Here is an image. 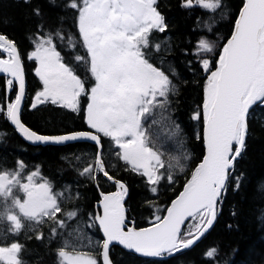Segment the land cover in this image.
<instances>
[{
  "label": "snow or ice",
  "instance_id": "6c2138e0",
  "mask_svg": "<svg viewBox=\"0 0 264 264\" xmlns=\"http://www.w3.org/2000/svg\"><path fill=\"white\" fill-rule=\"evenodd\" d=\"M222 6V0H181L180 3L184 9L199 7L212 13ZM65 7L75 11L74 25L79 34L78 39L68 35L67 45L70 50H75L77 44L84 49V54L75 55L74 60L85 66L86 78L77 74L73 64L64 62L53 45L54 38L65 40L63 33L60 30L54 36L42 33V25H37L36 33L29 37L34 50L27 53V59L36 62L35 75L42 82V90L36 91L29 108L33 110L50 101L60 108L79 112L81 97H85L86 131L47 136L22 123L26 94L22 55L16 42L0 33V53L7 56L0 58V73L12 77L6 81L9 94L0 101V116L29 141L92 142L95 151L79 174L94 181L98 189L101 178L116 188L115 192L101 191L99 203L103 214L90 217L92 224L88 225L98 224L103 233L100 259L65 240L57 249V264H100V260L102 264H112L109 250L113 243L145 257H161L191 248L217 217L235 161L246 148L250 110L258 104L264 105V0H242L231 35L222 47V38L213 41L201 37L196 42L192 55L206 79L202 110L194 112L192 119L203 120L205 154L183 190L166 208L167 214L153 213L154 222L139 229L127 226L123 201L128 188L110 174V169L118 167L117 161L123 162L124 170L143 177L148 190L156 195L163 180L175 184V170L183 172L185 168L181 160L187 162L191 158L184 148L180 125L170 114V97L179 94V87L172 79L177 76L176 70L169 67L165 71L164 58L159 66L153 60V52L159 53L167 41L153 43L151 34L165 33L168 25L158 11L157 0H67ZM33 14L41 15L38 8ZM214 25L212 19L203 27L212 32ZM209 56H216L214 63ZM188 63L194 67L191 60ZM13 91L14 99L10 95ZM105 138L109 141L107 147ZM168 140L175 141L181 155L170 157L166 163L160 149ZM109 157L114 159L109 161ZM26 168L22 160L16 161L12 169L0 168V223L8 225L6 230L0 229L3 240L0 261L4 264H24L19 258L24 246L16 241L9 245L8 235H19L25 227L34 231L46 223L47 217L51 221L50 238L54 239L78 215L76 209L63 210L64 193L55 192L50 182L39 177V169L26 172ZM38 177L41 182H37ZM238 182L237 177V186ZM153 206L149 203V207ZM16 209L18 214L13 211ZM189 218L188 229H182ZM35 238L43 240V232ZM216 251L213 248L205 255L211 259Z\"/></svg>",
  "mask_w": 264,
  "mask_h": 264
},
{
  "label": "trees",
  "instance_id": "16d2710c",
  "mask_svg": "<svg viewBox=\"0 0 264 264\" xmlns=\"http://www.w3.org/2000/svg\"><path fill=\"white\" fill-rule=\"evenodd\" d=\"M66 3L67 0H29L28 3L24 0H0V33L14 40L21 52L26 53L29 48H33L29 37L36 33L37 25H42V33H52L53 36L60 30L65 40L54 38L53 45L63 54L65 61L72 64L75 55H83L84 49L79 44L75 50L68 48L67 36L71 34L78 39L79 34L74 25L76 13L66 8ZM180 3L181 0H157L158 11L165 17L168 28L165 33L153 32L151 40L153 43L167 41L159 53L153 52V60L159 62L164 58V67L176 70L177 76L173 79L179 87V94L170 97V114L180 125L184 148L191 154V158L185 162L183 172L175 170V184L169 185L167 180H163L156 195L148 190L143 177L132 171H125L123 162L117 161L118 167L110 169V174L117 176L128 187V218L134 220L136 226H145L154 221L153 213L163 215L169 202L182 189L202 159L203 120L195 121L192 116L200 108L206 75L200 70L192 53L201 37L213 41L222 38V47L223 42L231 35L242 0H222V8L215 13L199 7L184 9L180 7ZM36 8L40 10L39 17L33 14ZM212 19L215 20V25L212 32H208L203 25L205 22L211 23ZM208 58L214 63L216 56ZM190 60L194 67H190ZM27 72L26 95L21 114L25 124L44 135L83 131L85 123L82 112L50 105L38 106L33 110L27 108L30 94L38 83L32 76L31 69ZM7 79L10 78L0 76L2 100ZM13 92L10 93L11 97ZM248 122L246 148L235 161L227 190L218 206L217 217L204 236L191 248L166 258H147L128 252L119 245H112L110 256L114 264H264V105L258 104L250 110ZM107 142L104 140L106 147ZM33 145L27 143L10 122L0 116V168L12 169L16 161L22 160L27 166L26 172L39 169V177L50 182L55 192L64 193L61 198L63 210L76 209L78 215L73 221H68L67 227L59 230L60 234L54 239L50 238L51 221L45 217L44 225L37 226L34 231L25 227L19 235H8L7 242L16 241L24 246L19 253L24 264H57V249L66 240L71 229L80 228L81 232L100 240L97 225L88 227L92 224L90 217L95 215V204L101 197V191L112 190L115 186L101 178L98 189L94 181L79 174L95 151L93 143L75 141L61 145ZM76 157L80 159L77 160ZM107 159L112 161L114 158ZM39 177L37 182H41ZM18 195L23 196L22 193ZM149 203L154 206L149 207ZM13 211L18 214L17 209ZM190 222L184 227L185 230ZM7 227V223H0V229L6 230ZM40 231L43 232V240L35 238ZM0 243L3 244L2 238ZM213 248L217 250L215 256L207 258L205 253ZM99 252V245L91 250L98 260ZM0 264L4 262L0 261Z\"/></svg>",
  "mask_w": 264,
  "mask_h": 264
},
{
  "label": "flooded vegetation",
  "instance_id": "af4514ba",
  "mask_svg": "<svg viewBox=\"0 0 264 264\" xmlns=\"http://www.w3.org/2000/svg\"><path fill=\"white\" fill-rule=\"evenodd\" d=\"M32 50H34V49H32V48H29L27 51H26V53H24V52H21V50L19 49V51H20V53H21V55H22V61H23V67H24V71H25V79H26V84H27V74H28V69H31V74H32V76L33 77H35L36 78V80H37V82L38 83H36V85H35V88L32 90V92H31V94H30V98H29V103H28V106H27V108L30 110V108H29V105H30V103H31V101H32V99L34 98V96H35V93H36V91H38V90H42V82L39 80V78L35 75V68H36V62L34 61V60H28L27 59V53H29L30 51H32ZM61 56L64 58V56H63V54H61ZM64 62H66L67 63V61H65V59H64ZM155 62V61H154ZM158 66H159V63H160V61L158 62H155ZM75 67H76V69H77V74L78 75H80L81 76V78H86V68H85V70H83L82 71V64H77V62L74 60V62L72 63ZM164 70L165 71H168V68H166V67H164ZM205 74V73H204ZM172 79H173V77H172ZM205 79H206V77H205ZM173 82L174 83H176L175 82V80L173 79ZM89 83H91L90 81H89ZM177 84V83H176ZM204 85V84H203ZM6 95H8L7 93H5V96ZM26 95V94H25ZM1 97V96H0ZM14 97H15V92H13V94H12V99H14ZM24 100H25V98H24ZM86 103H87V99L85 98V97H81V105H80V107H81V111H79V112H82V115H83V121H84V123H85V118H84V112H83V108L86 106ZM202 103H203V94H202V101H201V103H200V108L199 109H201V106H202ZM23 105H24V102H23ZM42 105H50V106H54V107H58V106H56V105H53V104H51V102L49 101V102H45L44 104H40V105H38V106H42ZM60 108V107H59ZM22 110H23V107H22ZM22 110H21V114H22ZM68 110H70V109H68ZM202 110V109H201ZM21 119H22V115H21ZM22 121H23V119H22ZM24 122V121H23ZM25 123V122H24ZM29 126V125H28ZM32 130H34V128H32L31 126H29ZM14 128V127H13ZM15 129V128H14ZM84 130H88V126L86 125V123H85V127H84ZM16 131V130H15ZM35 131V130H34ZM36 132H38V131H36ZM39 133V132H38ZM105 140H107V138H105ZM108 141V140H107ZM172 142H175L174 140H171ZM109 144V141L107 142V145ZM34 146V145H33ZM35 146H41V145H35ZM42 146H44V145H42Z\"/></svg>",
  "mask_w": 264,
  "mask_h": 264
},
{
  "label": "rangeland",
  "instance_id": "374dc122",
  "mask_svg": "<svg viewBox=\"0 0 264 264\" xmlns=\"http://www.w3.org/2000/svg\"><path fill=\"white\" fill-rule=\"evenodd\" d=\"M160 150L164 151L166 150L168 153L171 152V147H167V146H163ZM167 155H170L168 154ZM180 154V152H179ZM165 155V154H164ZM169 159H164L166 158V156H163L162 159L167 163L170 160V156H168ZM171 163L175 164L176 161L175 160H171ZM38 168V167H36ZM164 170V169H163ZM89 238H91L92 243L89 244ZM66 240L71 244L74 245L77 249H79L81 251H85L84 249H92V247H95L98 244V240L95 239V237L93 235H88L86 232H81L80 228L78 229H71L68 233V236L66 238Z\"/></svg>",
  "mask_w": 264,
  "mask_h": 264
},
{
  "label": "water",
  "instance_id": "95a60500",
  "mask_svg": "<svg viewBox=\"0 0 264 264\" xmlns=\"http://www.w3.org/2000/svg\"><path fill=\"white\" fill-rule=\"evenodd\" d=\"M238 15V14H237ZM0 74H6V73H0ZM6 75H8V74H6ZM22 121V120H21ZM23 123V122H22ZM26 127H28L25 123H23ZM13 125V124H12ZM30 130H32L30 127H28ZM32 131H34V130H32ZM16 132L27 142V143H29V144H35V145H46V144H52V145H61V144H55V143H42V142H34V141H29V140H27V139H25L24 138V136L20 133V132H18L17 130H16ZM41 135H44V134H41ZM47 136H54V135H47ZM80 141H84V140H80ZM87 142H90V141H87ZM67 143H69V142H67ZM90 143H92V142H90ZM63 144H66V143H63ZM204 154H205V145H204ZM203 159V158H202ZM202 161V160H201ZM183 190V189H182ZM181 190V191H182ZM116 191V190H115ZM115 191H112V192H115ZM106 193H110V192H106ZM127 196H128V194H127ZM127 196L124 198V201H123V204H124V209H125V216H126V222H127V226H131V227H135V225H134V222L131 220V219H129L128 218V216H127V212H126V207H125V201H126V199H127ZM175 199V198H174ZM101 200V199H100ZM100 200L96 203V215L97 214H100V215H102L103 214V208H102V206L100 205ZM170 204H171V202H170ZM170 204H169V206H170ZM167 213L165 212V214L164 215H166ZM190 219V218H189ZM187 222V221H186ZM98 225V224H97ZM185 225V224H184ZM184 225H182L181 227L183 228V226ZM99 227V226H98ZM149 227V226H148ZM144 228H147V227H144ZM137 229H139V228H137ZM101 231V230H100ZM101 233H102V231H101ZM102 236H103V233H102ZM113 244H116V243H113ZM112 244V245H113ZM121 246V245H120ZM123 247V246H122ZM125 249V248H124ZM125 250H127V251H130V252H133V253H135L134 251H131V250H128V249H125ZM137 254V253H136ZM109 255H110V252H109ZM139 255H141V254H139ZM110 260H111V258H110ZM112 261V260H111ZM112 264H113V262H112Z\"/></svg>",
  "mask_w": 264,
  "mask_h": 264
}]
</instances>
